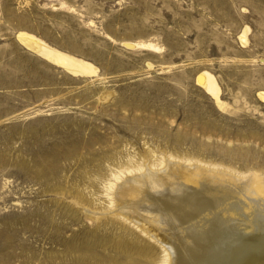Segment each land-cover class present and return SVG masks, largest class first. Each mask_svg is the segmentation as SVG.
Listing matches in <instances>:
<instances>
[{
	"label": "rangeland",
	"instance_id": "obj_1",
	"mask_svg": "<svg viewBox=\"0 0 264 264\" xmlns=\"http://www.w3.org/2000/svg\"><path fill=\"white\" fill-rule=\"evenodd\" d=\"M20 32L95 73L71 74ZM202 71L221 107L196 83ZM261 91L264 0H0V264H85L73 243L120 230L96 226L73 193L106 215L101 183L113 169L141 163L126 177L148 168L163 184L203 174L263 204ZM145 184L126 208L150 197ZM159 214L175 243L177 226Z\"/></svg>",
	"mask_w": 264,
	"mask_h": 264
},
{
	"label": "bare ground",
	"instance_id": "obj_2",
	"mask_svg": "<svg viewBox=\"0 0 264 264\" xmlns=\"http://www.w3.org/2000/svg\"><path fill=\"white\" fill-rule=\"evenodd\" d=\"M17 38L24 47L49 61L60 64L73 75L95 73V68L90 63L60 52L29 33L20 32ZM129 45L138 46L142 43ZM146 45L144 44L145 47ZM147 46L154 50L156 48L154 45ZM196 81L213 97L219 107L223 105L219 98L220 89L211 74L206 71L199 72ZM258 96L264 101V91L259 92ZM162 163L159 161L158 165ZM143 165L140 163L118 171L111 169V178L101 183L105 196L104 204L107 200L102 207L103 211L107 210L106 215L105 211H98L100 209L96 210L95 207V210L93 208L91 210L89 201L81 193L78 191L73 193L75 197L73 196L72 203L81 206L86 213L85 216L94 221L96 226H100L99 222L104 225L107 221H112L119 225L120 230L116 236H99L92 231L84 235L77 243H73L72 249L77 253L78 262L85 264H264V202L262 204L258 199L242 198L237 195L238 193L236 194L232 184H221L215 179L202 176L203 174L199 175L201 177L191 179L190 176H183L181 181L163 184L154 178L147 168V175H140L143 176L140 178L135 175L134 178H129L132 174L141 172ZM155 165L157 166V163L151 164V168ZM131 179L135 181L134 184L129 182ZM140 180L146 182V191L150 197L144 203L131 204L130 208H126V206L129 207V203L123 198L135 195L134 187ZM115 185L117 187L113 196ZM132 186L133 188L130 189ZM46 188L47 191L64 193L57 184L46 185ZM65 212L69 216L74 215L72 210ZM65 212L63 214L67 215ZM159 212H163L171 219V224L177 226L175 243L170 241V235L166 234L168 231L162 230L158 222L160 221Z\"/></svg>",
	"mask_w": 264,
	"mask_h": 264
}]
</instances>
